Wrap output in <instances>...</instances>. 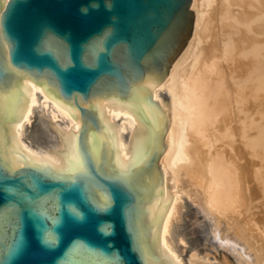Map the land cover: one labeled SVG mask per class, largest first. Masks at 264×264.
I'll return each instance as SVG.
<instances>
[{
    "label": "water",
    "instance_id": "95a60500",
    "mask_svg": "<svg viewBox=\"0 0 264 264\" xmlns=\"http://www.w3.org/2000/svg\"><path fill=\"white\" fill-rule=\"evenodd\" d=\"M193 0H0V264H178L162 243L174 180L160 187L168 96ZM24 76L67 104L62 165L19 139ZM109 105L135 118L124 160ZM222 264H235L229 251Z\"/></svg>",
    "mask_w": 264,
    "mask_h": 264
},
{
    "label": "bare ground",
    "instance_id": "6f19581e",
    "mask_svg": "<svg viewBox=\"0 0 264 264\" xmlns=\"http://www.w3.org/2000/svg\"><path fill=\"white\" fill-rule=\"evenodd\" d=\"M7 1L2 0L3 7ZM202 2L193 0L192 35L164 82L154 87L156 101L162 103V94L168 96V123L159 156L161 194L167 168L174 180L162 243L178 264H222L221 255H211L206 244L212 239L234 255L235 264H264V236L257 232V241H250L241 230L246 219L240 220L242 190L251 185L243 177L248 170L240 177V102L256 107L251 120L264 121V0H218L214 21L204 15ZM24 83L28 103L21 122H15L19 139L29 150L62 165L57 145L63 143L67 123L82 122L74 121L68 105L58 103L35 80L24 76ZM42 104L50 109L49 119L36 118L31 145L24 141L25 130ZM109 117L120 126L124 160H133L131 108L109 105ZM260 177L255 193L264 198V174ZM188 203L204 217L208 238L199 233L196 219H190V225L185 221ZM261 212L264 229V209Z\"/></svg>",
    "mask_w": 264,
    "mask_h": 264
},
{
    "label": "rangeland",
    "instance_id": "374dc122",
    "mask_svg": "<svg viewBox=\"0 0 264 264\" xmlns=\"http://www.w3.org/2000/svg\"><path fill=\"white\" fill-rule=\"evenodd\" d=\"M202 11L207 18L214 21L216 17H218V0H203ZM208 31H210V29ZM42 99L43 98H39L40 102L43 101ZM44 110L45 108L43 107V104L36 109L35 116L33 117V123L30 124L25 130L24 141L26 143L28 144L30 143L31 145H33V141L30 135L32 133L34 123L36 122V118L40 116L45 118L46 120L49 119V116L46 115H50L49 113L50 109L48 110L46 109L47 111ZM255 111H256V107H254L250 103H246L243 101L240 102V175H241L240 177L243 176L244 173L243 171L248 170V172L245 171V173H247V175L248 173H250L249 175H251L252 177L248 175L249 180H247L248 177L246 174L243 177L247 178L244 179L246 180V182L248 181L246 184L250 185L249 183H251L253 189L249 188L251 187V185L249 187L245 185L247 186L248 189H245L244 186L243 189L247 191L249 190L250 193L252 192L258 197L255 200L254 197L256 196L252 194L249 195L250 193H247V191L242 190L243 191L242 194L245 197V200H243L242 203L240 202V220L244 221V219H246L247 226L244 224L243 227L241 226L242 227L241 230L244 231L249 236L250 241L256 240L257 232L260 233V235L264 236V229L262 224L263 213L261 212V210L264 209L262 208L264 206V200H263L264 198L262 196H259L258 193H255L256 185L258 186V179L261 178L260 177L261 174H264V121L251 120L249 116ZM58 119H60L63 123L66 122V119H62V118H58ZM241 184L243 185L245 183H241ZM244 191L248 195L245 194ZM245 195L248 197H246ZM249 196H254V197L249 198ZM251 199H254L256 202L253 203L254 200L252 201ZM261 204H263V206H261ZM188 208L190 209H188V211L184 216L185 221L187 222L188 225H190L191 224L190 219H196L197 220L196 223L199 224L198 227L199 233L202 236L205 237L207 236L208 238L210 235L208 231H206V228L203 226L205 224L204 217L196 210V206L194 204L188 203ZM206 244H208L209 251L212 253L211 255H216V254L221 255L222 251H226L225 249L220 247L217 244V241H215L214 239L207 240ZM211 244L213 247L211 246ZM230 255L231 257L233 256L232 260H235L234 255L232 253Z\"/></svg>",
    "mask_w": 264,
    "mask_h": 264
}]
</instances>
